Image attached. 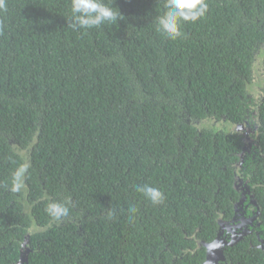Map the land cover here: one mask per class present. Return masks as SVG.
Listing matches in <instances>:
<instances>
[{
  "label": "trees",
  "instance_id": "16d2710c",
  "mask_svg": "<svg viewBox=\"0 0 264 264\" xmlns=\"http://www.w3.org/2000/svg\"><path fill=\"white\" fill-rule=\"evenodd\" d=\"M206 2L170 40L155 23L165 0H112L123 19L87 31L68 26L70 0H4L0 264H17L24 243L28 264H204L236 215L238 167L260 224L219 264H264V92L254 111L248 91L264 0ZM210 119L258 127L245 149L240 130ZM53 201L69 207L60 223Z\"/></svg>",
  "mask_w": 264,
  "mask_h": 264
},
{
  "label": "clouds",
  "instance_id": "9594fccd",
  "mask_svg": "<svg viewBox=\"0 0 264 264\" xmlns=\"http://www.w3.org/2000/svg\"><path fill=\"white\" fill-rule=\"evenodd\" d=\"M4 0H0V9L4 8ZM164 11L155 18L157 30L167 39L175 40L182 35V24L195 23L206 17L209 5L206 0H165ZM71 17L68 26L74 31L99 28L105 24L116 25L123 19L112 0H70ZM136 191L152 205L162 204L164 193L157 187L143 184L136 185ZM135 213L136 208L131 207ZM47 215L56 223L62 222L69 215L67 203L53 201L46 207ZM112 213H109L111 217Z\"/></svg>",
  "mask_w": 264,
  "mask_h": 264
},
{
  "label": "rangeland",
  "instance_id": "374dc122",
  "mask_svg": "<svg viewBox=\"0 0 264 264\" xmlns=\"http://www.w3.org/2000/svg\"><path fill=\"white\" fill-rule=\"evenodd\" d=\"M255 78L254 81L250 84L249 86V94L250 96L254 99V104L251 106V109L255 111V109L257 108V103L259 102L263 92H264V66H263V58H264V44L261 45V47H259L256 51L255 54ZM205 123L208 124H214L215 126H217V129H220L221 127H227L233 130H240L243 134L250 129H254L256 126L258 127L257 122L254 120L252 123H250L249 121H247L245 123V125L243 127H237L236 125H233L231 122H223L220 120H216V119H210L207 120ZM201 124V122L199 123ZM237 184L238 187H240L242 189L243 192H247V179H246V175H244V172L241 170V167H238V173H237ZM250 194V193H249ZM248 194V195H249ZM247 198V197H246ZM246 201V200H245ZM244 207H246L247 211H250L251 215H245L246 213L243 210ZM257 203L251 201L249 203V205L245 206V202L239 206V214L238 217H240V219L236 222H234L235 226L233 227V229L235 230V232L237 231H242L243 229L250 227V228H257L259 226V222L257 221ZM246 211V212H247ZM254 216V218L251 220V218ZM257 221V222H256ZM228 232L227 230L224 232V235H226ZM228 234H231V232H229ZM222 241H220L219 243H221Z\"/></svg>",
  "mask_w": 264,
  "mask_h": 264
},
{
  "label": "water",
  "instance_id": "95a60500",
  "mask_svg": "<svg viewBox=\"0 0 264 264\" xmlns=\"http://www.w3.org/2000/svg\"><path fill=\"white\" fill-rule=\"evenodd\" d=\"M244 125H245V123L239 124L238 127L240 128V127H243ZM256 128H257V126L254 129L247 130L244 133V137H245V141H246L245 149L248 147L249 142H252L250 134L254 133ZM246 190H247V192L242 191L241 199L236 206V215L229 221L220 220L219 221L220 231L218 233V236L216 237V239L214 241L205 244L207 247V257H206L204 264H219V262L221 260L225 259L223 251H224V247L226 245H232V244L238 242V240H240L244 235H246V234H248L254 230L253 228L247 227V228L243 229L242 231L235 232V230L233 229V227L235 226V224H234L235 218L239 214L238 213L239 212V206H241L245 202V200H247L248 194L251 193V188L248 185H247ZM251 201L256 202L254 199H251ZM257 213H259L258 210H257ZM254 216L255 215H253L251 220L254 218ZM226 230L228 233L231 232V234L227 233L226 235H224V232ZM220 241H222V242L219 243ZM23 246H24V248L22 250L20 260L17 264H28L27 263L28 248L26 247L25 243Z\"/></svg>",
  "mask_w": 264,
  "mask_h": 264
},
{
  "label": "flooded vegetation",
  "instance_id": "af4514ba",
  "mask_svg": "<svg viewBox=\"0 0 264 264\" xmlns=\"http://www.w3.org/2000/svg\"><path fill=\"white\" fill-rule=\"evenodd\" d=\"M238 189H240V191H242V189H241L240 187H238ZM246 205H249V201H248V202L245 201V206H246ZM243 210H246V207H244ZM246 211H247V210H246ZM246 211H244V212L246 213L245 215H248V216L251 215V213H248L249 211H247V212H246ZM238 213H240V212H238ZM239 219H240V217H238V215H237L236 218H235V222L238 221Z\"/></svg>",
  "mask_w": 264,
  "mask_h": 264
}]
</instances>
